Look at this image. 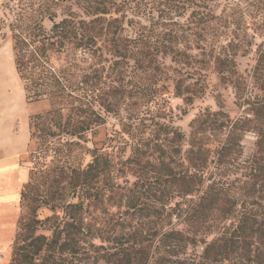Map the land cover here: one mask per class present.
Returning a JSON list of instances; mask_svg holds the SVG:
<instances>
[{
	"label": "rangeland",
	"instance_id": "obj_1",
	"mask_svg": "<svg viewBox=\"0 0 264 264\" xmlns=\"http://www.w3.org/2000/svg\"><path fill=\"white\" fill-rule=\"evenodd\" d=\"M66 18L77 25L100 19L90 25L91 48L70 44L50 64L59 70L77 62L70 70L71 103L84 105L95 97L104 119L76 139L79 144L63 141L57 151L32 138L31 118L53 105L48 99L29 101L15 44L50 35L54 22ZM263 49L264 0H0V264H11L27 222L39 221L37 233H50L46 218L63 215L62 205L78 200L70 188L74 168L86 169L101 154L109 167L91 183L88 219L106 229L104 235L138 231L149 237L171 228L196 234V226L166 217L197 199L176 188L167 172L183 174L191 149L202 145L215 166L225 132L209 130L201 143L193 121L218 111L232 120L249 116L237 84L264 95V76L254 73ZM255 142L254 130L246 132L240 159L255 152ZM220 232L215 227L208 236L197 233L199 241L179 257L197 264L202 239L209 242ZM157 242H146L155 257ZM94 256L87 264H109Z\"/></svg>",
	"mask_w": 264,
	"mask_h": 264
},
{
	"label": "trees",
	"instance_id": "obj_2",
	"mask_svg": "<svg viewBox=\"0 0 264 264\" xmlns=\"http://www.w3.org/2000/svg\"><path fill=\"white\" fill-rule=\"evenodd\" d=\"M96 21L82 20L77 25L66 18L54 22L50 35L36 34L29 42L22 40L15 44L17 70L25 82L29 101L48 99L53 105L49 112L31 118L32 138L41 140L45 148L55 150L56 144L63 141L64 145L79 144L76 139L81 140L85 132L95 131L103 123L95 97L84 105L71 103L75 89L74 73L70 70L77 62L59 70L50 64L51 56L70 44L81 50L91 48L94 37L89 35V30ZM255 68L256 78L263 79L264 49ZM262 83L264 90V80ZM237 94L240 104L248 108L249 116L232 120L218 111L205 113L193 121L194 134H203L199 138L201 143L209 130L225 132L212 159L215 166L209 165L210 150L202 145L197 150L191 149L190 164L183 174H175L174 168L167 172L176 188L181 185L183 194L197 199L191 201L188 209L176 207L166 217L174 215L177 221L196 226L195 231L203 235L208 236L215 227L221 231L209 242L202 239L205 247L197 264H237V260L243 264H264V95L253 90L249 93L241 83L237 84ZM251 130L256 133L257 149L242 160V139ZM181 136L177 131L176 138ZM104 161L102 154L95 155L86 169L74 168L70 188L78 200L65 202L61 207L63 215L46 218L44 222L51 223L49 234L37 233L39 221L23 225L11 264H87L92 255L109 264H189L179 255L189 244L199 241L197 233L190 235L185 229L171 228L150 238L138 231L106 236V229L91 223L88 219L91 183L109 167ZM237 170H241L240 175L236 174ZM234 173L237 177L231 179ZM151 238H158L157 257L151 254V245H146ZM95 239L102 243H95Z\"/></svg>",
	"mask_w": 264,
	"mask_h": 264
}]
</instances>
